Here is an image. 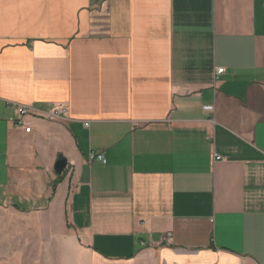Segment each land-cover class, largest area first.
<instances>
[{"label":"crops","instance_id":"crops-1","mask_svg":"<svg viewBox=\"0 0 264 264\" xmlns=\"http://www.w3.org/2000/svg\"><path fill=\"white\" fill-rule=\"evenodd\" d=\"M0 254L264 264V0H0Z\"/></svg>","mask_w":264,"mask_h":264},{"label":"built area","instance_id":"built-area-1","mask_svg":"<svg viewBox=\"0 0 264 264\" xmlns=\"http://www.w3.org/2000/svg\"><path fill=\"white\" fill-rule=\"evenodd\" d=\"M217 73L218 74L224 73V69L219 68L217 70ZM204 109L208 112H213L214 106H206ZM17 111H18L19 117L15 122L16 125L23 127L25 129V132L30 133L32 130V127L30 125V122L28 120H26V118L30 117L32 115V109L25 107V106H18ZM65 112H66V109H64V108H55L54 110H52L51 113L47 114L46 117L47 118L60 117ZM216 159L221 160L222 157L216 156ZM90 160L91 161L98 160V161H101L103 163H106V159L104 158L103 154L98 153V152H92L90 155Z\"/></svg>","mask_w":264,"mask_h":264},{"label":"rangeland","instance_id":"rangeland-1","mask_svg":"<svg viewBox=\"0 0 264 264\" xmlns=\"http://www.w3.org/2000/svg\"><path fill=\"white\" fill-rule=\"evenodd\" d=\"M16 248V244H14ZM3 251V250H2ZM45 255V256H44ZM44 264H52L53 257L51 258L52 254H44ZM56 255V257H55ZM54 255V262L55 264L64 263L66 259L57 258L58 254ZM46 256H50L46 258ZM39 260V259H38ZM41 261V260H40ZM92 263L97 264V261L94 257H92ZM37 262V254H0V264H34ZM67 264H72V260L66 261Z\"/></svg>","mask_w":264,"mask_h":264},{"label":"water","instance_id":"water-1","mask_svg":"<svg viewBox=\"0 0 264 264\" xmlns=\"http://www.w3.org/2000/svg\"><path fill=\"white\" fill-rule=\"evenodd\" d=\"M67 159L64 158L63 156H60V158L58 159V161L55 164V171L57 174H62L66 167H67Z\"/></svg>","mask_w":264,"mask_h":264}]
</instances>
